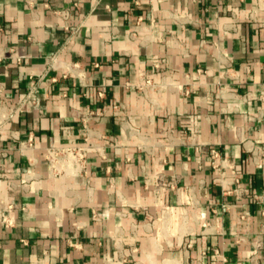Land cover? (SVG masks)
<instances>
[{"label":"crops","instance_id":"obj_1","mask_svg":"<svg viewBox=\"0 0 264 264\" xmlns=\"http://www.w3.org/2000/svg\"><path fill=\"white\" fill-rule=\"evenodd\" d=\"M3 212L0 264H264V0H0Z\"/></svg>","mask_w":264,"mask_h":264},{"label":"built area","instance_id":"obj_2","mask_svg":"<svg viewBox=\"0 0 264 264\" xmlns=\"http://www.w3.org/2000/svg\"><path fill=\"white\" fill-rule=\"evenodd\" d=\"M35 87H33L34 89ZM26 144L32 146L33 136L30 135ZM95 147L93 142L86 138L84 144L73 143L72 145L65 147H53L49 148L45 154L46 159L50 164V170L55 175L58 176L66 172L68 168H74L76 171H81L85 168L87 162L88 151ZM211 157L213 159L214 167H219L220 152L216 148H212L210 151ZM174 186L173 184H170ZM163 186V185H162ZM0 220L6 225L10 226L13 224V220L9 217L6 212L0 214Z\"/></svg>","mask_w":264,"mask_h":264}]
</instances>
